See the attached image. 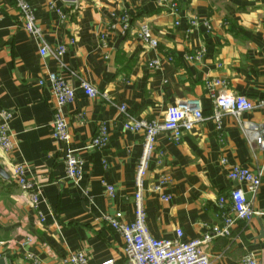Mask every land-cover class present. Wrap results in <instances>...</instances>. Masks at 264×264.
Returning <instances> with one entry per match:
<instances>
[{
  "label": "crops",
  "instance_id": "1",
  "mask_svg": "<svg viewBox=\"0 0 264 264\" xmlns=\"http://www.w3.org/2000/svg\"><path fill=\"white\" fill-rule=\"evenodd\" d=\"M26 2L49 49L68 46L70 40L74 44L61 62L41 57L40 41L23 29L15 3L0 0V110L12 114L9 130L14 144L10 152L0 149V256L5 264H31L29 254L40 264H62L75 252L86 255V264L106 260L122 264L121 237L100 217L119 213L123 222L133 221L142 136L122 129L118 106L125 105L137 119L161 120L169 107L185 100L200 102L204 120L177 144L167 134L157 138L144 181L147 229L152 237L164 240L174 239L177 230L184 242L209 236L205 249L210 264H241L247 253L264 264V149L227 113L216 131L204 91L205 80L224 79L228 92L244 96L254 107L239 117L244 126L264 124V0H176V18L159 0ZM50 4L65 14L63 22ZM123 11L131 17L125 34L110 29ZM193 18L209 20L211 32L189 28ZM142 23L151 29L157 48L145 47L137 39ZM194 51H201L202 59L186 61ZM152 61L158 62L157 69L150 66ZM47 73L60 75L75 88L74 102L63 108L66 144L52 136L55 99ZM79 79L108 100L87 97L78 88ZM102 122L108 143L99 151L89 146ZM68 152L82 164L83 178L77 184L65 174ZM19 163L40 188L36 210L12 175V166ZM231 166L261 171L262 179L252 203V220L235 223L229 237H219L213 235L223 224L218 199L236 187L245 189L227 178ZM160 177L166 184L159 195L150 188ZM102 182L113 187L112 198ZM161 195L169 200L164 202Z\"/></svg>",
  "mask_w": 264,
  "mask_h": 264
},
{
  "label": "built area",
  "instance_id": "2",
  "mask_svg": "<svg viewBox=\"0 0 264 264\" xmlns=\"http://www.w3.org/2000/svg\"><path fill=\"white\" fill-rule=\"evenodd\" d=\"M15 3L23 21V29L31 37L40 41L39 55L43 58L52 57L61 62L62 57L66 54L68 46L74 44L73 40L69 45H59L54 49L43 42L40 29L36 25V18L32 7L26 0H9ZM159 4L166 12L175 17L179 15V7L176 0H159ZM50 9L57 15L58 20L63 22L66 19L64 13L57 9L55 5L50 4ZM130 14L123 11L116 18V23L111 24L110 29H120L125 34L130 29ZM189 28L202 29L204 33H210L212 30L209 20H199L196 18L188 21ZM179 25L178 20L174 23ZM136 36L139 42L150 49L158 46L151 29L146 23L138 26ZM103 40V37H102ZM202 59L201 51H194L191 55H186V61L198 62ZM152 69L158 68V62L150 63ZM47 82L50 92L55 99V108L52 115V136L58 144H66L69 140L67 122L63 113V108L70 105L75 99V88L69 85L60 75L56 73H47ZM44 82L40 81L39 85ZM78 88L89 98L98 97V95L108 100L106 94L100 95L85 80H78ZM204 91L207 95L211 108V120L214 123L216 131L221 129V118L223 114H229L238 119V125L242 128L244 134L250 133L254 141L264 149V124L253 125L248 123L244 126L239 117L246 112L254 109L244 96L228 92L227 82L224 79L205 80ZM118 112L122 119V129L126 132L140 134L142 136L141 154L136 167L135 190L132 195L133 202V221L125 223L121 220V215H102L100 219L107 224L110 229L117 233L122 240V254L124 261L122 264H210L209 256L205 247L208 245L210 238L205 236L200 240L189 242L182 241L181 231L177 230L175 238L172 240L157 239L150 235L146 226V212L143 205V195L145 191V178L148 171L149 161L152 159L155 151L157 138L161 134H167L169 140L177 144L182 136L191 132L195 125L204 120L200 102L198 100H185L177 106L169 107L161 120L137 119L131 115L125 105L118 106ZM12 114L8 110H0V149L4 152H10L14 144L11 141L9 123ZM108 143V129L105 123H100L97 134L92 139L89 148L103 150ZM161 161H159L158 165ZM223 165L226 160L221 161ZM65 174L66 177L74 184L79 183L83 178L81 161L73 152L65 155ZM12 175L17 186L27 195L29 204L33 210H36L40 197V188L33 180L26 176V166L24 163L12 166ZM227 178L231 182L244 185L245 189L236 187L231 190L226 197L218 199L217 207L220 210L222 226L213 231V235L219 237H229L232 226L237 222L248 224L254 215L252 203L261 184L262 172H252L247 168L240 166H231ZM166 180L160 177L157 182L151 186L150 190L155 194H161ZM107 195L112 198L114 189L112 186L102 182ZM250 196V200L248 196ZM164 202L169 200L168 196L161 195ZM30 240L25 242L29 245ZM1 259V256H0ZM26 259L31 264H40L37 257L27 255ZM62 264H86L87 257L83 252L69 253L62 259ZM99 264H117L113 260H106ZM241 264H258L254 254L247 253Z\"/></svg>",
  "mask_w": 264,
  "mask_h": 264
},
{
  "label": "water",
  "instance_id": "3",
  "mask_svg": "<svg viewBox=\"0 0 264 264\" xmlns=\"http://www.w3.org/2000/svg\"><path fill=\"white\" fill-rule=\"evenodd\" d=\"M63 2H69V3H73L76 0H62ZM0 264H5V261L3 259H0Z\"/></svg>",
  "mask_w": 264,
  "mask_h": 264
},
{
  "label": "trees",
  "instance_id": "4",
  "mask_svg": "<svg viewBox=\"0 0 264 264\" xmlns=\"http://www.w3.org/2000/svg\"><path fill=\"white\" fill-rule=\"evenodd\" d=\"M130 24H131V21H130ZM130 27H131V26H130ZM128 31H129V30H128ZM128 31H127V32H128ZM127 32H126V33H127ZM124 36H125V35H124Z\"/></svg>",
  "mask_w": 264,
  "mask_h": 264
}]
</instances>
